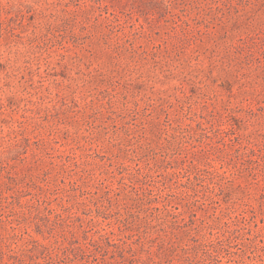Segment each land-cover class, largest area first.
<instances>
[{"label":"rangeland","instance_id":"374dc122","mask_svg":"<svg viewBox=\"0 0 264 264\" xmlns=\"http://www.w3.org/2000/svg\"><path fill=\"white\" fill-rule=\"evenodd\" d=\"M0 264H264V0H0Z\"/></svg>","mask_w":264,"mask_h":264}]
</instances>
